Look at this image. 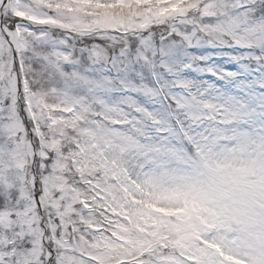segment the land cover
<instances>
[{"label":"snow or ice","instance_id":"obj_1","mask_svg":"<svg viewBox=\"0 0 264 264\" xmlns=\"http://www.w3.org/2000/svg\"><path fill=\"white\" fill-rule=\"evenodd\" d=\"M0 264H264V0H0Z\"/></svg>","mask_w":264,"mask_h":264}]
</instances>
